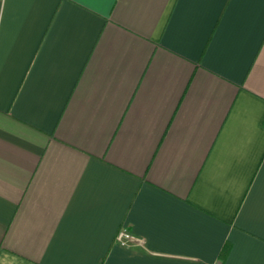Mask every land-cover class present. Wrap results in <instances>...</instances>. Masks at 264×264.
<instances>
[{"label":"crops","instance_id":"1","mask_svg":"<svg viewBox=\"0 0 264 264\" xmlns=\"http://www.w3.org/2000/svg\"><path fill=\"white\" fill-rule=\"evenodd\" d=\"M0 264H264V0H0Z\"/></svg>","mask_w":264,"mask_h":264},{"label":"built area","instance_id":"2","mask_svg":"<svg viewBox=\"0 0 264 264\" xmlns=\"http://www.w3.org/2000/svg\"><path fill=\"white\" fill-rule=\"evenodd\" d=\"M114 242L119 246L126 247L130 244H140L141 239L127 231L120 230L117 232Z\"/></svg>","mask_w":264,"mask_h":264},{"label":"trees","instance_id":"3","mask_svg":"<svg viewBox=\"0 0 264 264\" xmlns=\"http://www.w3.org/2000/svg\"><path fill=\"white\" fill-rule=\"evenodd\" d=\"M225 252H226V246H225V249L223 250V253H222V255H221V258H223Z\"/></svg>","mask_w":264,"mask_h":264}]
</instances>
